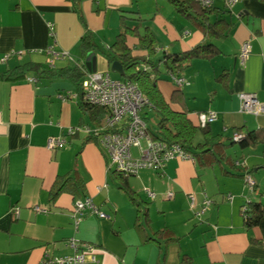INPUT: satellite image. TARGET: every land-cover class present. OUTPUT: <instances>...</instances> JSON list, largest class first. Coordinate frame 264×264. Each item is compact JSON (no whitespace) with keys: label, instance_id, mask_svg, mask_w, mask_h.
<instances>
[{"label":"crops","instance_id":"obj_1","mask_svg":"<svg viewBox=\"0 0 264 264\" xmlns=\"http://www.w3.org/2000/svg\"><path fill=\"white\" fill-rule=\"evenodd\" d=\"M214 6L230 24L225 36L212 41L218 53L211 59H193L181 74L188 82L182 87L169 75H163L157 87L174 110L186 111L195 124L199 113L215 111L218 119L209 125L212 135L232 138L241 129L264 130V113L243 111L239 97L255 93L264 102V0H238L231 9L216 0ZM123 16L141 18L126 22L140 24V34L147 29L153 34L154 58L207 41L204 30L167 0H0V58L12 50L24 51L20 58L0 62V74L29 62L50 70L85 65L91 53L84 55L81 47L86 29L95 45L107 50ZM216 19L213 15L212 21ZM245 41H251L252 52L242 64L239 53ZM128 44L134 54L147 55L136 37L128 36ZM49 48L68 56L50 64ZM95 55L96 71L107 72V59ZM81 102L78 86L68 79L29 73L23 80H0V264H42L46 253L72 254L71 239L96 246L98 262L86 264H264L263 144L245 149L230 145V158L219 163L174 159L162 172L121 177L108 169L98 141L83 131L68 136L61 149L47 148L49 137L70 127L101 124L103 117L83 111ZM235 146L239 151L233 157L228 151ZM239 159L246 161V171L256 182L252 193L244 170L233 167ZM65 175L80 179L83 192H63L51 200L54 182ZM125 185L143 206L132 200ZM145 188L156 198L150 199ZM169 191L174 193L171 199L165 197ZM191 194L196 209L206 196L213 201L200 220L190 208ZM84 197L92 198L109 217L88 214L76 227L74 203ZM248 200L258 202L263 212L252 227L242 212ZM36 205L48 211L37 212ZM162 230L167 234L159 235Z\"/></svg>","mask_w":264,"mask_h":264},{"label":"trees","instance_id":"obj_2","mask_svg":"<svg viewBox=\"0 0 264 264\" xmlns=\"http://www.w3.org/2000/svg\"><path fill=\"white\" fill-rule=\"evenodd\" d=\"M75 1L78 3L81 0ZM167 1L178 13L204 30L206 42L183 52L165 53L161 57L154 58L156 49L153 34L148 29L143 34H140V24L129 26L126 22L129 17L123 16L119 33L114 43L107 50H102L96 46L92 34L86 29L81 43L83 54L86 55L90 52L101 53L107 59L110 66L116 61L121 63L124 70L123 79L136 82L151 104L150 107H145L142 113L144 120L148 124V134L150 137L154 140H161L167 143H179L199 163L208 165L228 160L230 156L227 155L226 149L236 143L242 149L258 144L264 145L263 129L245 132L242 129L238 130L237 132H240L243 138L239 142H235L232 138L212 135L209 131V125L201 127L199 124H195L186 111L174 110L165 100L157 87V81L160 78H164L163 75L171 77L180 76L195 58H213L218 53V47L212 42L213 39L225 36L230 27L229 22L223 16H220L222 11L214 5L205 7L198 0ZM223 1L226 2V0ZM213 15L217 17L214 22L212 21ZM129 19L141 21L139 17L137 19ZM128 36L136 37L140 47L147 50V55L134 54L128 44ZM86 68L83 64L75 67L50 70L42 63L29 62L0 74V80H23L26 79L29 73H34L37 77L45 79H68L78 86L80 95H82V81L87 73ZM81 107L83 111L93 116H96L97 113L104 118L106 114L104 108L93 106L83 101L81 102ZM199 134L202 135V140L200 141L197 140ZM91 139L95 138L91 137ZM235 164H233V167H240ZM246 168H242L244 170L243 176L246 173H250V171H246ZM112 172L121 177L123 176L116 171ZM123 188L132 198V192H130L129 187L125 185ZM83 189L84 185L80 179L68 175L58 176L51 188L50 199L54 200L63 192H71L74 196H78L83 192ZM132 200L137 202L134 197ZM247 205L248 211L245 224L247 227H252L259 222L263 212L258 202L249 200ZM167 232V230H162L158 234L164 235Z\"/></svg>","mask_w":264,"mask_h":264},{"label":"built area","instance_id":"obj_3","mask_svg":"<svg viewBox=\"0 0 264 264\" xmlns=\"http://www.w3.org/2000/svg\"><path fill=\"white\" fill-rule=\"evenodd\" d=\"M202 6L211 7L216 0H198ZM238 0H226L225 4L231 9ZM54 35V34H53ZM52 55L50 64L55 59L68 56L67 52H57L51 48L47 50ZM252 52L251 41H245L240 48L239 57L243 64ZM24 51H10L5 53L0 62H6L11 57H21ZM172 80L177 87H182L188 82L183 76H172ZM35 81V79H30ZM241 109L253 114L264 113V102H261L255 93L244 92L239 95ZM83 102L93 106L102 107L106 114L95 128L87 125L81 127H70L65 134L48 138L47 148L56 151L65 147L67 137L74 136L78 132H85L98 141L107 157V167L125 177L136 176L145 170L162 172L167 163L174 159L193 160L194 157L187 153L179 143H167L161 140H154L148 134V124L143 118V110L151 104L141 91L136 82L129 80L114 79L109 72L88 71L82 81ZM218 114L215 111H204L198 114V124L206 127L217 121ZM243 138L240 132H235L232 139L239 142ZM236 164L242 168L247 167L245 160H237ZM246 187L249 192H254L256 182L250 173L244 176ZM150 199L156 198V193L145 188ZM174 193L169 191L165 197L171 199ZM249 201V200H248ZM247 201V202H248ZM247 202L242 207L244 219L247 217ZM213 201L208 196L196 209L197 201L194 195L189 196L190 208L194 215L200 220L206 214ZM37 212H47V208L38 205L33 208ZM14 212L19 214V208L15 207ZM88 214H95L101 218L109 216L101 211L90 197L76 199L72 211V219L76 227L80 221ZM69 246L73 253L69 255L56 256L46 253L42 259V264H86L88 261L98 262L96 246L92 243L71 239Z\"/></svg>","mask_w":264,"mask_h":264},{"label":"water","instance_id":"obj_4","mask_svg":"<svg viewBox=\"0 0 264 264\" xmlns=\"http://www.w3.org/2000/svg\"><path fill=\"white\" fill-rule=\"evenodd\" d=\"M96 55L95 53H90L85 61V66L88 68L89 71H96L97 70V66H96ZM110 70L116 72L119 76L123 77L124 76V70H123V66L121 65V63L119 62H114L111 67Z\"/></svg>","mask_w":264,"mask_h":264},{"label":"rangeland","instance_id":"obj_5","mask_svg":"<svg viewBox=\"0 0 264 264\" xmlns=\"http://www.w3.org/2000/svg\"><path fill=\"white\" fill-rule=\"evenodd\" d=\"M107 72H109L110 73V75L114 78V79H120V80H123V77H121V76H119L116 72H114V71H112V70H108ZM236 151H239V147L238 146H235V148L234 149H230L229 151H228V153H230L233 157H235L236 155ZM235 152V153H234ZM114 181V182H113ZM111 183H114V185L115 186H117V184L118 183H116V181L115 180H112L111 179ZM134 194V193H133ZM124 195V194H123ZM134 198H136V200L138 201V202H140L141 203V205L143 206V200H141V198H139L138 196H135V194L134 195H132ZM124 197H126V199H129L126 195L124 196ZM144 197V196H143ZM145 198V197H144ZM144 200H147L146 198L144 199ZM128 201H131V200H128ZM146 202V201H145ZM147 203H150L149 205H151V204H153V202H150V201H148Z\"/></svg>","mask_w":264,"mask_h":264}]
</instances>
